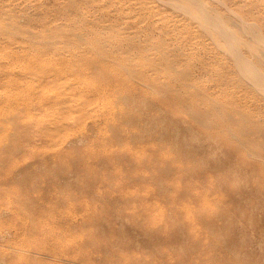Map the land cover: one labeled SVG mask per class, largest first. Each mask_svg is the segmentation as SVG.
I'll return each mask as SVG.
<instances>
[{"label": "rangeland", "instance_id": "374dc122", "mask_svg": "<svg viewBox=\"0 0 264 264\" xmlns=\"http://www.w3.org/2000/svg\"><path fill=\"white\" fill-rule=\"evenodd\" d=\"M201 1L219 14L239 12L231 20L264 25V0ZM240 47L244 57L252 56ZM236 107L253 111L261 126L250 128L243 141L222 131L236 124L225 111ZM259 135L264 97L243 78L223 42L176 0H0V221L31 226L0 237V264H68L52 256L63 248L72 257H104L111 264H196L198 256L219 257L202 248L191 253L186 232L191 229L195 240L206 232L223 249L218 236L224 230L242 236L264 229V155L243 147L254 145ZM184 141H190L188 151ZM130 213L140 215L151 234ZM70 220L80 228L71 229ZM155 224H162V232L150 228ZM59 234L73 235L60 242ZM132 258L136 263L128 261Z\"/></svg>", "mask_w": 264, "mask_h": 264}, {"label": "bare ground", "instance_id": "6f19581e", "mask_svg": "<svg viewBox=\"0 0 264 264\" xmlns=\"http://www.w3.org/2000/svg\"><path fill=\"white\" fill-rule=\"evenodd\" d=\"M177 2H178V4L182 7V8H184L187 12H189V13H191L194 17H196L199 21H200V23L204 26V27H206V29L209 31V33H210V35L213 37V38H215V39H217V40H219V41H222L223 42V48L231 55V56H233L234 57V59H235V61H236V64H237V67H238V69L242 72V75H243V78H245L246 79V81L250 84V85H252V87H255L258 91H259V93H261L262 94V96L264 97V25L262 26V24L261 25H257L256 23H249V22H247L245 19H243V18H241L240 17V19L239 20H236V21H234V20H231V18L230 17H232V16H235V15H239V12L237 13V11H228V13H224V14H219V13H217L216 11H214V9H212L211 7H209L208 6V4H206L207 2H202L201 0H176ZM202 2V3H201ZM247 36L248 38L247 39H244L243 38V36ZM240 45H242V46H244L245 48H247V50H249L251 53H252V56L250 57V58H247V57H244L243 56V53H242V51L240 50ZM203 49V48H202ZM207 56V55H206ZM210 56V55H209ZM206 58V57H205ZM97 60V59H96ZM110 62V61H109ZM120 63H121V61H120ZM111 64V63H110ZM119 64V63H118ZM167 64V63H166ZM103 65H104V63H103ZM109 65V64H108ZM112 65H114V63L112 64ZM120 65V64H119ZM122 65V64H121ZM123 66V65H122ZM109 67H111L112 68V66L110 65ZM109 67H107L106 66V69L108 68L109 69ZM127 69V68H126ZM75 70H77V69H75ZM206 70V69H205ZM103 72V71H102ZM185 74V73H184ZM187 74V73H186ZM122 75V74H121ZM120 75V76H121ZM189 75V74H188ZM187 75V76H188ZM147 76V75H146ZM184 76H186V75H184ZM188 79V78H187ZM230 79V78H229ZM151 81V80H150ZM198 82V81H197ZM218 84V83H217ZM215 85V84H214ZM226 88V87H225ZM229 88V87H228ZM141 89V88H140ZM218 89V88H217ZM140 92V91H139ZM229 92V91H228ZM237 92V91H236ZM211 93V92H210ZM221 93V92H220ZM57 97V96H56ZM216 104V103H215ZM226 109V108H225ZM217 111V110H216ZM225 111H227V115H226V118L227 119H229V120H232V121H236V124H233V125H228V127H226V130L224 129H222V131L223 132H226V131H232V132H235V134H236V137L238 138V139H240V140H244V136H245V134L247 135L248 133H249V129L250 128H254V129H261V126H260V124L257 122V117H255V113L253 112V111H251V110H248V108H247V110H245V109H242V108H239V107H236V108H231V109H226ZM194 113V112H193ZM196 113V112H195ZM217 113H218V111H217ZM219 115H221V114H219ZM196 116H197V114H196ZM199 117H201V116H199ZM205 117V116H204ZM198 118V117H197ZM206 118H208L207 116H206ZM205 118V119H206ZM249 119V120H251V121H253L254 122V124H253V126L252 127H250V126H248V125H245V123L244 122H242L244 119ZM203 119V118H202ZM204 119V121H206ZM200 121H202V120H200ZM204 121H203V126L205 125L204 124ZM209 121V120H208ZM218 121V120H217ZM231 121V122H232ZM233 122V123H234ZM206 123V122H205ZM208 123V122H207ZM244 123V126L242 125V124ZM208 127H210V126H208ZM187 128V127H186ZM189 128V127H188ZM187 128V130L186 131H189V129ZM207 128V127H206ZM251 129V130H252ZM192 131H193V129H191ZM221 130V129H220ZM219 130V131H220ZM247 130V131H246ZM190 132V131H189ZM206 132V131H205ZM260 132V131H259ZM262 132V131H261ZM207 133V132H206ZM230 133V132H229ZM192 134H194V132L192 133ZM208 134V133H207ZM250 134V133H249ZM261 134H263V133H261ZM203 135V134H202ZM205 135V134H204ZM206 136V135H205ZM207 136H209V135H207ZM211 136V135H210ZM214 136V135H213ZM212 136V137H213ZM193 137V136H192ZM203 137V136H202ZM214 137H216V136H214ZM235 137V136H234ZM235 137V138H236ZM206 138H208V137H206ZM210 138V137H209ZM203 139V138H202ZM213 139V138H212ZM220 139V138H219ZM214 140V139H213ZM216 140V139H215ZM215 140H214V142L213 143H215ZM255 140H257L258 142H254V145L252 144V145H250V142H243L244 143V149H245V146L246 147H252V150H251V152L254 154V155H256V156H260V157H262L263 155H264V135H259ZM191 141V140H190ZM190 141H188V142H190ZM222 141V140H221ZM247 141V140H246ZM251 141V140H250ZM188 142H186V141H184V143H183V145L185 146L184 148H188ZM208 142V141H207ZM217 142V141H216ZM220 142V141H219ZM251 142H253V141H251ZM263 142V143H262ZM210 143V142H209ZM209 143H207V144H209ZM58 144V143H57ZM222 144V143H221ZM197 145V144H196ZM214 145V144H213ZM212 145V147H214ZM215 145H218V143H216ZM195 147V146H194ZM202 147V146H201ZM251 147H250V149H251ZM255 147V148H254ZM193 148V147H192ZM221 148V147H220ZM228 148V147H227ZM206 149H208V147H206ZM214 149H215V147L213 148V151H214ZM247 149V148H246ZM192 150H196V149H192ZM192 150L190 151V152H192ZM209 150H211V149H209ZM182 151H184V150H182ZM187 151H188V149H187ZM217 151V150H216ZM216 151L214 152V153H216ZM212 152V151H211ZM256 152H257V154H256ZM213 153V152H212ZM187 154H189L188 152H187ZM207 154H208V152H207ZM210 155V154H209ZM190 156V155H189ZM187 157V156H186ZM212 157H215V155H211L210 156V158L212 159ZM262 159H264L263 157H262ZM167 160H169V159H167ZM216 160H217V158H216ZM216 160H214V161H211L212 163H215L216 164ZM140 163V162H139ZM251 163V162H250ZM207 164H209V163H207ZM252 165V164H251ZM140 166V165H139ZM168 166V165H167ZM166 166V167H167ZM246 166V165H245ZM253 166V165H252ZM260 166V165H259ZM149 167V166H148ZM165 167V168H166ZM261 167V166H260ZM142 168V167H141ZM167 169H169V167L167 168ZM166 169V170H167ZM172 169V168H171ZM170 170V169H169ZM165 171V170H164ZM171 171L172 170H170V173H171ZM158 172V171H157ZM160 172V171H159ZM158 172V174H162L161 172L159 173ZM165 173V172H164ZM166 173H168V172H166ZM203 175V174H202ZM199 177H200V175H199ZM201 178V177H200ZM189 190V189H188ZM234 190V189H233ZM257 190V189H256ZM230 192V191H229ZM260 192V191H259ZM258 192V193H259ZM232 193V192H231ZM154 194V193H153ZM235 195H236V192H235ZM65 204V203H64ZM80 205V204H79ZM73 206H75V205H73ZM73 206L71 207V208H73ZM76 207V206H75ZM79 207V206H78ZM82 207V206H81ZM81 207H79V208H81ZM78 209V208H77ZM76 209V210H77ZM83 209V208H82ZM73 211V210H72ZM84 211V210H83ZM44 212H46V211H44ZM43 212V213H44ZM63 212V211H62ZM73 212H75L76 213V211L74 210ZM140 212V211H139ZM42 213V214H43ZM60 213V212H59ZM64 213V212H63ZM62 213V214H63ZM39 214V213H38ZM41 214V215H42ZM46 214V213H45ZM48 214H50V213H48ZM47 214V215H48ZM61 214V213H60ZM68 214V213H67ZM70 214V213H69ZM77 214V213H76ZM85 214V213H84ZM90 214V213H89ZM28 215V214H27ZM40 215V216H41ZM53 215V214H52ZM56 215H58L57 213H56ZM80 215V214H79ZM92 215V214H91ZM97 215V214H96ZM119 215H121L122 216V214H119ZM119 215H116V217L118 218V216ZM126 215H129V214H126ZM134 215H136V214H134ZM158 215V214H157ZM160 215V214H159ZM198 215V214H197ZM24 216H26V214H24ZM34 216V218H36L37 219V217H35V215H33ZM64 217H65V214L63 215ZM70 216V215H69ZM94 216V215H93ZM109 216H111V215H109ZM113 216V215H112ZM130 216H131V213H130ZM133 216V215H132ZM131 216V217H132ZM140 215H138V219H137V216L136 217H134L133 216V218H135V219H137L138 220V222L140 223V228L142 227V229H143V231L145 230V231H147V233H149V234H151L150 232H148V230H149V227L148 228H146L145 226H141V224H142V222H140V220H139V218H142V217H139ZM142 216V215H141ZM163 216H164V214H163ZM169 216V215H168ZM179 216V215H178ZM27 217V216H26ZM43 217V216H42ZM50 217V216H49ZM49 217H47V218H49ZM53 217V216H52ZM66 217H68V216H66ZM75 217V216H74ZM80 217H82V215L80 216ZM95 217H97V216H95ZM99 217H101V215L99 216ZM143 217H144V214H143ZM145 217H146V219H148L149 220V218H147V216L145 215ZM152 218H154L153 216H151ZM170 217V216H169ZM171 217H172V215H171ZM28 218V217H27ZM33 217H31V219H32ZM33 218V219H34ZM46 218V217H45ZM53 218H56V217H53ZM60 218H61V216H60ZM83 218V217H82ZM86 218H87V216H86ZM88 218H90V215L88 216ZM108 220H111V218L109 217H106ZM161 218H162V216H161ZM164 218V217H163ZM162 218V219H163ZM178 217H176V219H177ZM180 218V217H179ZM192 218H193V216H192ZM191 218V219H192ZM198 218V217H197ZM72 219V218H71ZM78 219V218H77ZM76 219V220H77ZM107 219H105V223H106V221H107ZM114 219V218H113ZM164 219H166V218H164ZM175 219V218H174ZM208 219H210V218H206L205 220H208ZM23 220V219H22ZM25 220V219H24ZM23 220V221H24ZM39 220H40V218H39ZM39 220H38V223H39ZM49 220V219H48ZM53 220V219H52ZM51 220V221H52ZM56 220H58V218L56 219ZM55 220V221H56ZM62 220V219H61ZM65 220H66V218H65ZM64 220V221H65ZM82 220V219H81ZM85 220V219H84ZM86 220H89V219H86ZM93 220V219H92ZM96 220H97V218H96ZM100 220V219H99ZM101 220H103V218L101 217ZM100 220V221H101ZM123 220L124 219H122V223H123ZM127 220V219H126ZM137 220H135V221H137ZM144 220V219H143ZM154 220H155V218H154ZM160 221H161V219H159ZM180 220V219H179ZM187 220H189V219H187ZM201 220V219H200ZM211 220V219H210ZM4 221H6V220H4ZM4 221H0V228H2V230H4V234H0V237H2L3 238V236H5V234H13V233H16V234H14L15 236H17V235H19V231H20V233H22L23 234V231H27L28 229H29V227H31V226H28V224L27 223H25L24 222V224H21V222H19V225L17 224V223H15L17 226H15V224H14V226L13 225H11V224H8V225H5L3 222ZM8 221V220H7ZM6 221V222H7ZM22 221V222H23ZM26 221V220H25ZM43 221H44V219H43ZM43 221H42V223H39V224H42V228H44V226H47L46 224L45 225H43ZM50 221V222H51ZM59 221V220H58ZM57 221V222H58ZM91 220H89V221H87V223L89 222L90 224H91V222H90ZM112 221V220H111ZM129 221H130V219H129ZM131 221H133V220H131ZM131 221H130V223H131ZM141 221H142V219H141ZM147 221V220H146ZM157 221V220H156ZM167 221H170V220H167ZM219 221V220H218ZM29 222V221H28ZM34 223L36 222V221H33ZM45 222V221H44ZM46 222H47V219H46ZM45 222V223H46ZM61 222V221H60ZM66 222H67V220H66ZM69 222H71V220L70 221H68V224H69V227H70V225L72 226L73 225V223H69ZM116 222V221H115ZM125 222V221H124ZM137 222V224L139 225V223ZM148 222V221H147ZM162 222H164V220L162 221ZM179 222V221H178ZM180 222H182V221H180ZM192 222H194V221H192ZM197 222V221H196ZM259 222V221H258ZM49 223V222H48ZM47 223V224H48ZM62 223H63V221H62ZM79 223V222H78ZM77 221H75L74 222V225H73V227L72 228H75V226H77ZM92 223H93V221H92ZM103 223V222H102ZM125 223H129L128 221L127 222H125ZM124 223V224H125ZM133 223V222H132ZM156 223V222H155ZM158 223H160V222H158ZM165 223V222H164ZM184 223V222H183ZM257 223V222H256ZM260 223H262V222H260ZM21 224V225H20ZM50 224V223H49ZM61 224V223H60ZM80 224V223H79ZM82 224V223H81ZM84 224V223H83ZM83 224L81 225L82 226V230H83ZM107 224V223H106ZM109 224V223H108ZM107 224V225H108ZM111 225H112V223H110ZM120 224V223H119ZM134 224V223H133ZM189 224V223H188ZM1 225H4V226H2L1 227ZM30 225V224H29ZM35 225H37L36 223L33 225L34 227H35ZM53 225H54V222H53ZM86 225V224H85ZM93 225H94V223H93ZM111 225H109V227L111 226ZM114 225V224H113ZM118 225V224H117ZM117 225H116V227H117ZM131 225V224H130ZM129 225V226H130ZM135 225V224H134ZM142 225H146L147 226V224L145 223V220L143 221V224ZM150 226H152L151 224H149ZM164 225V224H163ZM170 225V224H169ZM186 225V224H185ZM208 225H210V224H208ZM257 225V224H256ZM38 226V225H37ZM36 226V227H37ZM62 226H64L63 224H62ZM88 227H91V225L89 226V225H87ZM127 226V225H126ZM165 226H167L166 224H165ZM189 226V225H188ZM198 226V225H197ZM196 226V227H197ZM207 226V225H206ZM205 226V227H206ZM218 226V225H217ZM35 227V228H36ZM56 227V226H55ZM54 227V228H55ZM58 228L59 227H61V226H59V224H58V226H57ZM69 227H65L66 229L68 228L69 229ZM78 227V226H77ZM86 227V226H85ZM92 227H94V226H92ZM95 227H97V226H95ZM123 226H122V224H121V229H123L122 228ZM128 227V226H127ZM138 227V228H139ZM183 227V226H182ZM203 227V226H202ZM202 227H199L200 229V231H201V229H202ZM220 227V226H219ZM38 228H39V226H38ZM51 228L53 229V226H51ZM71 228V227H70ZM71 228V229H72ZM78 228H80V227H78ZM78 228H76L75 230H77ZM99 228V227H98ZM101 228V227H100ZM132 228V227H131ZM135 228V227H134ZM150 228H152L153 229V231H157V232H159V231H161L162 232V230H161V228H163V226H162V224H155L153 227H150ZM169 228H170V226H169ZM185 228V227H184ZM198 228V227H197ZM229 228V227H228ZM32 229H34V228H32ZM46 229V228H45ZM50 229V228H49ZM60 229V228H59ZM70 229V230H71ZM85 229H87V228H85ZM85 229L83 230V231H85ZM94 229V228H93ZM96 229V228H95ZM108 229V231L110 230L109 228H107ZM113 231H114V229H113V227L111 228ZM118 227H117V234H119L118 233ZM133 229V228H132ZM147 229V230H146ZM173 229V228H172ZM183 229V228H182ZM188 229V228H187ZM204 229V228H203ZM220 229V228H219ZM222 229V228H221ZM219 230V231H222V230ZM1 230V229H0ZM31 230V229H30ZM56 230V229H55ZM81 230V232H83ZM87 230H89V229H87ZM97 230L98 229H96V230H94L95 231V233L97 232ZM111 230V233L113 232ZM123 230H126V229H123ZM135 230V229H134ZM134 230H132V231H134ZM171 230V229H170ZM175 230V229H174ZM177 230H179V227H178V229ZM176 230V231H177ZM191 229H189V231H187L186 232V234H187V239H188V241H189V243H188V241L185 239V243H187L189 246L188 247H190V245H191V250H189L191 253H197L198 252V250L200 251L201 250V248L202 249H204V250H206L207 252L208 251H214L215 253H221V255L219 256V257H214V256H212V257H210V258H207L206 256L203 258V259H198L199 258V256H198V258L196 257L195 259H194V262H196V264H207V263H209V262H213V263H215V264H259V263H261V264H264V261L263 260H259L257 257L259 256V254L262 256V257H264V229L263 228H257L256 230L254 229L253 230V232L252 233H246V232H244L245 234L244 235H242V236H238L235 232H231V231H227V230H224V231H226V234L225 233H221L220 234V236H218V240L219 239H221L222 240V243L224 244H221L222 245V247H223V249L221 248V247H219V244L216 242V240H217V238H216V240H210V237H208L207 235H209V234H207L206 232H205V236H201L200 235V237H199V240L198 239H193L192 238V235L191 234H193V232H191L190 231ZM214 230V229H213ZM252 230V229H251ZM37 231L39 232V230L37 229ZM48 231V230H47ZM52 231V230H51ZM77 231H79V230H77ZM91 231V230H90ZM93 230H92V232L91 233H93L94 232ZM105 231V230H104ZM108 231H106V232H108ZM127 231V230H126ZM139 231H142V230H139ZM142 231V232H143ZM165 231V230H164ZM176 231H173L174 233L176 232ZM183 231H184V229L182 230V233H183ZM31 232V231H30ZM29 232V233H30ZM41 232V231H40ZM39 232V235L41 234L42 235V233H40ZM50 232V231H49ZM53 232V231H52ZM103 232V231H102ZM106 232H103V234L105 233L106 234ZM122 231L120 230V233H121ZM129 232V231H128ZM128 232H125L124 231V233H127V239H128ZM137 232V231H136ZM152 232V231H151ZM160 232V233H161ZM168 232H170V231H168ZM180 232V231H179ZM178 232V233H179ZM207 232H210V229L207 231ZM34 233H36V232H34L33 231V235H34ZM44 233H45V230H44ZM51 233V232H50ZM54 233V232H53ZM71 233H72V231H71ZM70 233V234H71ZM74 233H77V232H74ZM98 233V232H97ZM109 233V232H108ZM107 233V234H108ZM110 233V234H111ZM114 233V232H113ZM112 233V234H113ZM134 233V232H133ZM140 233V232H139ZM154 233V232H153ZM158 234L157 233V235H155L156 237L157 236H162V234ZM171 233V232H170ZM169 233V234H170ZM181 233V232H180ZM179 233V234H180ZM26 234H28L27 232H26ZM32 234H31V236H32ZM69 234V235H70ZM84 234H86L85 232H84ZM83 234V235H84ZM87 234H89L88 232H87ZM94 234V233H93ZM130 234H132V232L130 233ZM143 234H146V233H142V235ZM148 234V235H149ZM168 234V236L170 237V235ZM196 234V233H195ZM197 234H199V233H197ZM207 234V235H206ZM24 235H25V233H24ZM38 235V234H37ZM40 235V236H41ZM46 235V234H45ZM44 235V236H45ZM52 235V234H51ZM56 235V234H55ZM54 235V236H55ZM61 234H59V236H60ZM69 235H67L68 237H66V235H63V236H60V242H61V240H63L64 238H69ZM73 235V234H72ZM72 235H71V239H72ZM79 235V234H78ZM90 235V234H89ZM95 235V234H94ZM101 235V237H103L104 238V236L102 235V233L100 234ZM109 235V234H108ZM114 235V234H113ZM113 235H112V237H113ZM136 235V234H135ZM163 235H164V233H163ZM166 235V237H167V234H165ZM164 235V236H165ZM212 235V234H211ZM9 236L10 235H8V238H9ZM29 236V234L27 235V237ZM59 236H57L58 238H59ZM90 236H92V234L90 235ZM117 236H119V235H117ZM121 236V235H120ZM123 237H124V235H122ZM145 236V235H144ZM153 237L152 238V235L150 236L152 239H154V238H156V237ZM174 237L176 236V235H173ZM172 236V237H173ZM178 236V235H177ZM176 236V237H177ZM214 236H215V234H214ZM7 237V236H6ZM11 237L13 238V236H10V238L9 239H11ZM76 237V236H75ZM86 237V236H85ZM84 237V239H86ZM97 237V236H96ZM108 237V236H107ZM109 237L111 238V240H112V237H111V235H109ZM139 237H141V236H139ZM143 237V236H142ZM169 237H167V238H169ZM171 237V238H172ZM173 237V238H174ZM175 237V238H176ZM180 237V236H179ZM15 238V245H16V237H14ZM18 238H19V236H18ZM21 238V237H20ZM29 238V237H28ZM44 239H45V237H43ZM46 238H47V236H46ZM54 238H56V237H54ZM79 238V237H78ZM78 238L77 239H75V240H77L78 241ZM92 238V237H91ZM90 237H88V239L90 240L91 239ZM105 238H106V235H105ZM115 238V237H114ZM118 238V237H117ZM121 238V237H120ZM125 238V237H124ZM131 238V237H130ZM136 238V237H135ZM134 238V239H135ZM145 238H146V240H145ZM145 238H143V243H146V242H144V241H147V237H145ZM178 238V237H177ZM183 238H184V236H183ZM195 238V237H194ZM196 238H198V237H196ZM9 239H6V240H9ZM22 239H23V237H22ZM21 239V240H22ZM30 239V238H29ZM29 239H27L26 238V241L27 240H29ZM37 239V238H36ZM36 239H34V240H36ZM52 240H53V238H51ZM71 239H68V240H71ZM93 239H94V237H93ZM99 239H102V238H99ZM116 239V238H115ZM115 239H113V240H115ZM126 239V238H125ZM126 239V240H127ZM133 239V238H132ZM133 239V240H134ZM162 239H164V238H162ZM21 240H19V242L21 241ZM24 240H25V238H24ZM23 240V241H24ZM39 240V239H38ZM38 240H37V243H38ZM42 240V239H41ZM40 240V241H41ZM64 240H66V239H64ZM74 240V239H73ZM106 240V239H105ZM104 240V241H105ZM108 240H109V238H108ZM107 240V241H108ZM149 240V239H148ZM159 240H161V239H159ZM166 240V239H165ZM11 241V240H10ZM9 241V242H10ZM30 241H31V239L28 241L29 243H30ZM44 240H42L41 241V243L43 242ZM55 241H56V239H55ZM86 241V240H85ZM88 241V240H87ZM97 242H98V240H96ZM110 241V240H109ZM117 241V240H116ZM115 241V242H116ZM118 241H119V238H118ZM117 241V242H118ZM135 241V240H134ZM158 241V240H157ZM164 241V240H163ZM173 241V239L172 240H170V242H172ZM182 241V240H181ZM214 241L216 242V243H214ZM33 242H35V241H33ZM47 242V241H46ZM48 242H50L49 240H48ZM47 242V243H48ZM65 242V241H64ZM73 242V241H72ZM80 242V241H79ZM89 242V241H88ZM99 242H100V240H99ZM113 242V241H112ZM116 242V243H117ZM121 241H119L118 243H120ZM123 242V241H122ZM161 242V241H160ZM168 242V241H167ZM175 243H177L176 241H174ZM173 242V243H174ZM6 243V242H5ZM14 243V242H13ZM24 243V242H23ZM27 243V242H26ZM32 243V242H31ZM36 243V242H35ZM44 243V242H43ZM53 243V242H52ZM74 243H76L77 244V242H74ZM82 243V242H81ZM84 244H85V242H83ZM90 243V245H91V243L92 242H89ZM93 243H94V240H93ZM92 243V245H96V243H94L93 244ZM106 243V242H105ZM126 243H128V242H126ZM162 243V242H161ZM160 243V244H161ZM166 243V242H165ZM165 243H163V244H165ZM11 244V243H10ZM21 244V243H20ZM25 244V243H24ZM33 244V243H32ZM38 244H40V243H38ZM60 244V243H59ZM62 244H64L63 242H62ZM70 244H73V243H71L70 242ZM100 244H101V242H100ZM102 244H104V242L102 243ZM154 244V243H153ZM182 244V243H181ZM184 244V243H183ZM182 244V245H183ZM23 245V244H22ZM26 245V244H25ZM45 245V244H44ZM43 245V246H44ZM51 244H49V246H50ZM54 245V244H53ZM69 245V244H68ZM74 245V244H73ZM73 245H71V246H73ZM78 245V244H77ZM87 245H89V244H87ZM91 245V246H92ZM105 245V244H104ZM110 246H111V244H109ZM112 245H114V244H112ZM118 245V244H117ZM121 245H122V243H121ZM123 245H124V242H123ZM156 245H158V244H156ZM156 245H154L155 246V249H156ZM166 245V244H165ZM169 245V247H170V244H168ZM5 246V245H4ZM11 245H9V247H10ZM17 246H18V244H17ZM20 246V245H19ZM26 246H28V245H26ZM32 246V245H31ZM36 246V245H35ZM39 246V245H38ZM42 246V245H41ZM40 246V247H41ZM46 246H47V244H46ZM45 246V247H46ZM55 246V245H54ZM53 246V247H54ZM58 246H60V245H58ZM57 246V248H60V247H58ZM65 246V245H64ZM67 246V245H66ZM82 246V245H81ZM100 246V245H99ZM98 246V247H99ZM116 246V245H115ZM119 246V245H118ZM146 246V245H145ZM152 246V245H151ZM159 246V245H158ZM158 246H157V248H158ZM22 247H24V246H22ZM34 247V244H33V246H32V248ZM37 247V246H36ZM48 247V246H47ZM51 247H52V245H51ZM50 247V248H51ZM63 247V246H62ZM68 247V246H67ZM70 247V246H69ZM79 247V246H78ZM83 247V246H82ZM86 246H84L83 248H85ZM88 247V246H87ZM95 247V246H94ZM93 247V248H94ZM102 246H100V248H101ZM104 247V246H103ZM112 247V246H111ZM12 249H13V246L11 247ZM35 248V247H34ZM33 248V250H35ZM39 248V247H38ZM49 248V247H48ZM81 248V247H80ZM83 248L81 249V250H83ZM89 248V247H88ZM88 248H86V249H88ZM92 247H90V249H93ZM97 248V247H96ZM119 248V250L121 249V246H119L118 247ZM125 248V247H124ZM149 248V247H148ZM159 248H161V246L159 247ZM158 248V250H162V249H159ZM171 248V247H170ZM220 248L222 249V250H220ZM1 249V248H0ZM19 249V248H18ZM21 249V248H20ZM64 250H58V251H54V249L52 250V251H54V254H53V252L51 253V254H53L52 256L54 257V258H56V259H60V260H64L63 261V263L66 261L68 264H70V263H72V264H111L110 262L108 263L107 261H106V259L104 258V257H101V259L99 260V259H97V258H92V257H90V256H88L87 254L86 255H83V256H81L82 254H81V252H80V254L81 255H78L79 257H72L71 256V251H69V250H65V249H67V248H63ZM68 249H70V248H68ZM73 249H74V247H73ZM72 249V250H73ZM104 248H102L101 250H103ZM107 249V248H106ZM13 250H15V249H13ZM31 250V249H30ZM41 250H43V249H41ZM41 250H38L37 249V251H41ZM55 250H57V249H55ZM89 250V249H88ZM100 250V249H99ZM118 249H117V251H119ZM128 250V249H127ZM168 250V249H167ZM172 251H173V248L171 249ZM29 251V250H28ZM44 251H46L45 249H44ZM77 251H79V250H77ZM94 251V250H93ZM110 251V250H109ZM122 251V250H121ZM125 251V250H124ZM129 251H131V250H129ZM148 251V250H147ZM31 252V251H30ZM29 252V253H30ZM35 252H36V250H35ZM41 252H43V251H41ZM49 252H50V250H49ZM74 252V251H73ZM88 252V254H89V252L90 251H87ZM95 252H96V249H95ZM98 252H100V251H98ZM97 252V253H98ZM107 252H108V250H107ZM106 251H105V253H107ZM111 252V251H110ZM155 252H157V251H155ZM154 252V253H155ZM201 252V251H200ZM203 252V251H202ZM78 253V252H77ZM76 253V254H77ZM96 253V254H97ZM102 253V252H101ZM105 253L103 252V254L105 255ZM112 253V252H111ZM110 253V254H111ZM122 253V252H121ZM129 253H131V252H129ZM162 253H164V252H162ZM162 253H160V254H162ZM169 253V252H168ZM174 253V252H173ZM178 253V252H177ZM39 254V253H38ZM109 254V255H110ZM122 254H124V255H129V254H127V252L126 253H122ZM138 254V253H137ZM159 254V255H160ZM182 254H184V253H182ZM186 254V253H185ZM206 254V253H205ZM50 255V254H49ZM92 255H93V253H92ZM131 255V257H132V254H130ZM135 255V254H134ZM139 255H142V253L140 252V254ZM153 255L154 254H152V258H153ZM172 255V254H171ZM170 255V256H171ZM176 255V254H175ZM193 255V254H192ZM198 255H200V254H198ZM215 255V254H214ZM47 256V255H46ZM51 256V255H50ZM81 256V257H80ZM101 256V255H100ZM99 256V257H100ZM119 256V255H118ZM118 256H117V258H118ZM120 256H122V255H120ZM157 256V255H156ZM162 256V255H161ZM173 256H174V254L172 255V258H173ZM44 257V256H43ZM112 256H110L109 258H111ZM115 257H116V255H115ZM123 257V256H122ZM139 257V256H138ZM155 257V256H154ZM175 257V256H174ZM202 257V256H201ZM44 258H46V257H44ZM104 258V259H103ZM113 258H114V256L112 257V260H113ZM120 258V257H119ZM129 258H130V256H129ZM140 258V257H139ZM146 258H148V256H146ZM150 259H151V257H149ZM168 257H166V259H167ZM171 258V259H172ZM178 258V257H177ZM50 259V258H49ZM128 259V258H127ZM134 259H137V256H136V258L134 257ZM134 259L132 258L131 260L129 259L128 261H130V262H135L134 261ZM154 259H156V258H154ZM162 260H163V258H161ZM165 259V258H164ZM175 259V258H174ZM178 259H180V258H178ZM187 259V258H186ZM59 260V261H60ZM116 260V259H115ZM117 260H121V259H117ZM116 260V261H117ZM133 260V261H132ZM170 260V259H169ZM184 260V259H183ZM182 260V261H183ZM193 260V259H192ZM191 260V261H192ZM53 261H54V259H53ZM56 261V260H55ZM123 261V260H122ZM122 261L120 262L121 264H122ZM124 261H125V258H124ZM147 261L149 262V260L147 259ZM154 261V260H153ZM166 261V260H165ZM164 260H163V262H165ZM111 262H113V261H111ZM158 262V261H157ZM171 262V261H170ZM175 262V261H174ZM180 262H181V260H180ZM217 262V263H216ZM59 263V262H58ZM62 263V262H61ZM115 263V262H114ZM119 263V262H118ZM119 263V264H120ZM126 263V262H125ZM136 263V262H135ZM137 263H138V261H137ZM182 263V262H181ZM180 263V264H181ZM130 264V263H129ZM163 264V263H162ZM182 264H184V263H182ZM191 264V263H190Z\"/></svg>", "mask_w": 264, "mask_h": 264}]
</instances>
